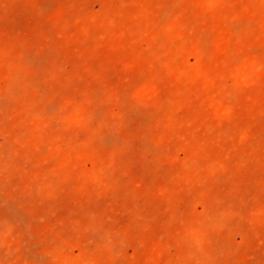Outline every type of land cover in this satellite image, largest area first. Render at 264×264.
<instances>
[{"label":"rangeland","instance_id":"374dc122","mask_svg":"<svg viewBox=\"0 0 264 264\" xmlns=\"http://www.w3.org/2000/svg\"><path fill=\"white\" fill-rule=\"evenodd\" d=\"M0 264H264V0H0Z\"/></svg>","mask_w":264,"mask_h":264}]
</instances>
